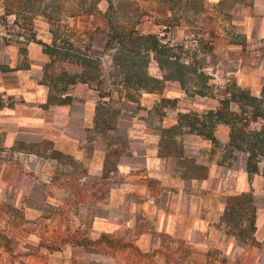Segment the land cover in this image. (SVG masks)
<instances>
[{"label": "crops", "instance_id": "1", "mask_svg": "<svg viewBox=\"0 0 264 264\" xmlns=\"http://www.w3.org/2000/svg\"><path fill=\"white\" fill-rule=\"evenodd\" d=\"M218 31L201 62L208 80L220 72L257 95L264 0H246ZM29 46L30 67L0 47V204L20 210L3 220L20 229L8 264H264V153L248 165L235 145L218 114L227 86L108 103L88 81L48 83Z\"/></svg>", "mask_w": 264, "mask_h": 264}, {"label": "rangeland", "instance_id": "2", "mask_svg": "<svg viewBox=\"0 0 264 264\" xmlns=\"http://www.w3.org/2000/svg\"><path fill=\"white\" fill-rule=\"evenodd\" d=\"M245 1L0 0V47L3 46L2 51L16 48V54L21 56L19 65L30 67L34 53L29 44L34 43L39 46L44 58L39 60L38 65L48 83L54 85L58 79L85 80L104 92L108 103L120 101L123 97L122 102L126 105V97L135 99L143 89H160L164 85H178L186 91L197 92L225 85L238 97L241 91L245 93L248 90L235 85L233 80H223L220 72L215 83L211 82L207 73L210 66L201 62L204 56H213V35ZM179 24L184 26H177ZM111 28L133 29L137 34H132L134 38L125 34L118 43L112 38L110 44L113 47L105 48L104 32H110ZM41 42L46 43L49 49ZM131 44L134 51L130 56L118 53L115 57L118 60L127 57L131 64L126 67L118 65L111 58L115 46L127 47ZM225 49L221 47L214 54L229 55L223 52ZM201 66L204 68L201 69ZM0 67L5 66L0 63ZM135 70H145L150 76L143 86L135 83ZM125 72L130 82H124ZM259 91L255 96L264 109V80ZM237 97L224 102L222 111L227 117L231 112L239 111L241 102L246 106V98L239 96L237 100ZM229 101H234L237 107L228 110ZM246 116L247 123L241 127L242 136H263L264 141V130L260 129L264 119L253 121L249 112ZM241 118L236 121V126L245 121ZM6 198L4 196L0 204V255L7 251L5 262L8 264L13 262L12 258L19 250L20 241L15 238L18 236L15 233L20 229L19 224H7L3 220L19 215L20 210L8 204ZM8 231L12 233L6 236Z\"/></svg>", "mask_w": 264, "mask_h": 264}, {"label": "trees", "instance_id": "3", "mask_svg": "<svg viewBox=\"0 0 264 264\" xmlns=\"http://www.w3.org/2000/svg\"><path fill=\"white\" fill-rule=\"evenodd\" d=\"M45 18L48 19V16H45ZM134 33L137 34V32H135L133 29H128V30H123V29L117 30L116 29V30H113L111 28L110 32H108V31L104 32L103 45L105 46V48H112L113 46H111V44H110L112 38H115L114 41L118 43L119 41H122V37L125 34L128 35L130 38H134V36L132 35ZM139 36H141V35H139ZM150 37H152V36H150ZM136 39H138V37ZM41 43L45 48L49 49V46L46 43H43V42H41ZM114 51L115 52L111 53V58L116 63L118 62L117 63L118 65L126 67V66L131 64L127 57L130 56L134 51V47L132 46V44L130 46H127V47L115 46ZM118 53H119V55L123 54V55H126L127 57L125 59L122 58V59L118 60L117 58H115ZM123 60L125 62H122ZM144 69H145V66H144ZM144 71L138 72L135 70V74H137V75H135V79H136L135 83H138V85H140V86L144 85L145 79H150V76H148L146 74V72H144ZM126 73L127 72H125V75L123 76V80H124V82H130L131 79H128L129 77ZM151 79L155 80V78L152 76H151ZM246 92H248V91H245V93L243 91H241V94L238 95V97L235 96L233 93H231L230 97H229L230 100H235V97H237V100H239V98H240L239 96L246 98V100H247L246 106H244V103L241 102L238 106L239 111L235 112V113L231 112L230 114L228 113L229 114L228 117H230V118H228L225 114H223V111H222V107L224 105V102L225 103L228 102V99H224L221 101V104H222L221 110L218 112V114L220 116H223V118H225V121L230 124L231 136L235 142V145H237V147H239V148L248 150L247 164L252 165V162L257 157L256 150H261V152L264 153L263 136L258 137V138L256 137L257 135H254V134L251 135L250 137L242 136L241 127H242V125H245L247 123L246 113L249 112L251 119L253 121H255L258 118L264 119V109H263V107H261V105H259V102H258L259 98H257V96L247 94ZM255 101H257L258 104ZM237 114H238V116H237ZM239 114H240V116H239ZM241 117H243V118H241ZM240 118L245 119V121L241 124V126H236V121L240 120ZM260 129L264 130V125L263 126L260 125ZM253 133H257V132H255V130H253ZM241 141H243V142H241Z\"/></svg>", "mask_w": 264, "mask_h": 264}]
</instances>
